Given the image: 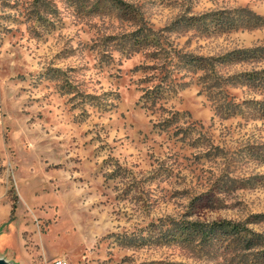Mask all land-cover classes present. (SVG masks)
<instances>
[{
    "label": "rangeland",
    "instance_id": "1",
    "mask_svg": "<svg viewBox=\"0 0 264 264\" xmlns=\"http://www.w3.org/2000/svg\"><path fill=\"white\" fill-rule=\"evenodd\" d=\"M141 33L167 46L159 59L148 44L133 52ZM172 46L198 58L264 48V0H0V258L264 264V118L250 105L219 117L218 87L182 66L162 97L177 119L148 110L150 67ZM220 221L261 245L175 229Z\"/></svg>",
    "mask_w": 264,
    "mask_h": 264
},
{
    "label": "trees",
    "instance_id": "2",
    "mask_svg": "<svg viewBox=\"0 0 264 264\" xmlns=\"http://www.w3.org/2000/svg\"><path fill=\"white\" fill-rule=\"evenodd\" d=\"M218 23L225 26L228 25V20L220 19ZM130 44L131 48H136V50H133L134 53L143 52L145 44L151 46L154 49V55H150L151 57L149 58L153 61L157 58L159 59L161 53L165 52L167 48L160 38L151 42L148 35L143 33L134 34ZM172 49L169 57H164V61H162L160 67H155V65L154 67H150L151 69H155L156 76L158 77L157 81L159 80V82L153 88L145 90L142 96L145 101V107L148 110H151L152 113H156L157 110L167 112V115L170 114V117L164 118L167 121L177 119L176 113L165 109L162 103V97L166 89H170L172 84L176 85L177 78H174V73L175 70H178V66H182L187 71L193 73L200 71L202 73L199 79L204 84L206 91L218 87V109L216 111L218 110L219 117L228 119L239 115L243 116L244 110L242 108L250 105L252 107L254 106L255 114L262 119L264 118V68L257 69L254 67V64L259 59L264 60V48L236 49L226 55L218 56V58H198L190 54H185L183 50H179L176 46H172ZM145 55L146 57L149 56L147 53ZM249 65L252 66L249 70L245 68L241 70L234 69L239 66ZM145 68L149 69V67ZM141 69L145 70L144 68ZM237 89L242 94L247 93L249 95L253 94L254 96L248 100H240L239 95L232 92V90ZM255 222H258V220ZM175 224L178 225L175 228H178L176 232L182 236L183 240L189 243L196 238H199L201 241L205 240L211 244L214 242L217 243L218 237L221 234L224 241L242 242L246 245V249H252L261 245V243L257 242V240H261V235L254 234V237H250L247 227H238L231 222L220 221L206 224L176 222ZM229 234L231 235L226 237Z\"/></svg>",
    "mask_w": 264,
    "mask_h": 264
},
{
    "label": "built area",
    "instance_id": "3",
    "mask_svg": "<svg viewBox=\"0 0 264 264\" xmlns=\"http://www.w3.org/2000/svg\"><path fill=\"white\" fill-rule=\"evenodd\" d=\"M49 264H69L65 259H56Z\"/></svg>",
    "mask_w": 264,
    "mask_h": 264
},
{
    "label": "water",
    "instance_id": "4",
    "mask_svg": "<svg viewBox=\"0 0 264 264\" xmlns=\"http://www.w3.org/2000/svg\"><path fill=\"white\" fill-rule=\"evenodd\" d=\"M0 264H10L7 260L0 258Z\"/></svg>",
    "mask_w": 264,
    "mask_h": 264
},
{
    "label": "crops",
    "instance_id": "5",
    "mask_svg": "<svg viewBox=\"0 0 264 264\" xmlns=\"http://www.w3.org/2000/svg\"><path fill=\"white\" fill-rule=\"evenodd\" d=\"M12 255H13V253H12ZM12 255L11 254L9 255L10 257H8L9 260L7 259V261L10 262V259L14 256V255L13 256Z\"/></svg>",
    "mask_w": 264,
    "mask_h": 264
}]
</instances>
